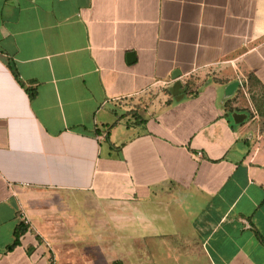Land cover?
Instances as JSON below:
<instances>
[{
  "label": "crops",
  "instance_id": "crops-1",
  "mask_svg": "<svg viewBox=\"0 0 264 264\" xmlns=\"http://www.w3.org/2000/svg\"><path fill=\"white\" fill-rule=\"evenodd\" d=\"M241 87L264 0H0V264H264Z\"/></svg>",
  "mask_w": 264,
  "mask_h": 264
},
{
  "label": "rangeland",
  "instance_id": "rangeland-1",
  "mask_svg": "<svg viewBox=\"0 0 264 264\" xmlns=\"http://www.w3.org/2000/svg\"><path fill=\"white\" fill-rule=\"evenodd\" d=\"M253 94H247L245 92V89L243 87L240 88L239 91V99H238V106L241 108L249 109V111H252L254 113V118L248 119L245 124L243 125V128L247 131L248 136L253 135L255 141L258 144V147L264 151V141L260 140V133L259 130L262 127L260 117L264 115V95L260 94L259 92H252Z\"/></svg>",
  "mask_w": 264,
  "mask_h": 264
},
{
  "label": "water",
  "instance_id": "water-1",
  "mask_svg": "<svg viewBox=\"0 0 264 264\" xmlns=\"http://www.w3.org/2000/svg\"><path fill=\"white\" fill-rule=\"evenodd\" d=\"M179 77H180V72H176V74H174V80H176L173 88H172V93L173 95L175 96L176 100H180L181 97L183 98L184 95L182 93V82L179 80ZM236 84H240V83H236ZM236 84H233L229 87V90H228V94H227V97H230L232 95V88H234L236 86ZM180 98V99H179ZM247 118V115H244V114H235L234 115V120L237 124L243 122L245 119Z\"/></svg>",
  "mask_w": 264,
  "mask_h": 264
},
{
  "label": "trees",
  "instance_id": "trees-1",
  "mask_svg": "<svg viewBox=\"0 0 264 264\" xmlns=\"http://www.w3.org/2000/svg\"><path fill=\"white\" fill-rule=\"evenodd\" d=\"M11 70L13 72V74L17 77V79L19 80L20 82V78H19V75L17 74V72L15 71L14 68L11 67ZM23 86H24V83H22V81L20 82ZM28 93L30 95V97H34L35 96V92L34 91H30L28 89ZM191 95H194L193 93H190ZM26 231V229L24 228V224L21 223L16 231H15V240L13 242V244L9 247V250H13L14 248H16L17 246L20 245V239H21V235Z\"/></svg>",
  "mask_w": 264,
  "mask_h": 264
},
{
  "label": "built area",
  "instance_id": "built-area-1",
  "mask_svg": "<svg viewBox=\"0 0 264 264\" xmlns=\"http://www.w3.org/2000/svg\"><path fill=\"white\" fill-rule=\"evenodd\" d=\"M21 220H22V223L25 224V225H29L30 224L29 219L27 218V216L24 213H22V215H21Z\"/></svg>",
  "mask_w": 264,
  "mask_h": 264
}]
</instances>
